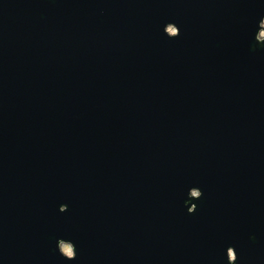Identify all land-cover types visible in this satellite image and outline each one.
Masks as SVG:
<instances>
[{"label":"water","instance_id":"obj_1","mask_svg":"<svg viewBox=\"0 0 264 264\" xmlns=\"http://www.w3.org/2000/svg\"><path fill=\"white\" fill-rule=\"evenodd\" d=\"M263 22L0 0V264H264Z\"/></svg>","mask_w":264,"mask_h":264},{"label":"bare ground","instance_id":"obj_2","mask_svg":"<svg viewBox=\"0 0 264 264\" xmlns=\"http://www.w3.org/2000/svg\"><path fill=\"white\" fill-rule=\"evenodd\" d=\"M263 25H264V22H263ZM62 251L65 253V254H70L71 253V249L66 247V246H63L62 248Z\"/></svg>","mask_w":264,"mask_h":264},{"label":"rangeland","instance_id":"obj_3","mask_svg":"<svg viewBox=\"0 0 264 264\" xmlns=\"http://www.w3.org/2000/svg\"><path fill=\"white\" fill-rule=\"evenodd\" d=\"M63 246H66V247H68V248L71 249V247H70V245H69L68 243H62V244H61V248H62ZM71 252H72V251H71ZM70 254H71V253H70ZM70 254H69V255H70Z\"/></svg>","mask_w":264,"mask_h":264}]
</instances>
